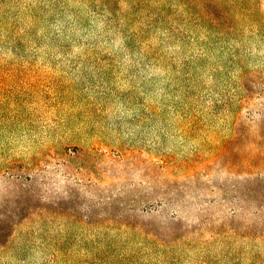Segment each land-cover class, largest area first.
I'll use <instances>...</instances> for the list:
<instances>
[{
	"label": "rangeland",
	"instance_id": "obj_1",
	"mask_svg": "<svg viewBox=\"0 0 264 264\" xmlns=\"http://www.w3.org/2000/svg\"><path fill=\"white\" fill-rule=\"evenodd\" d=\"M0 264H264V0H0Z\"/></svg>",
	"mask_w": 264,
	"mask_h": 264
}]
</instances>
